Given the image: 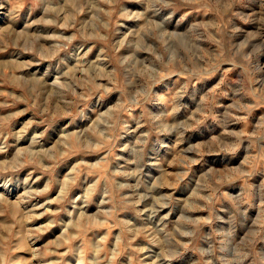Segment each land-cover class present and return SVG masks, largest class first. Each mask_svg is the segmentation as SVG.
I'll return each instance as SVG.
<instances>
[{"label":"rangeland","instance_id":"1","mask_svg":"<svg viewBox=\"0 0 264 264\" xmlns=\"http://www.w3.org/2000/svg\"><path fill=\"white\" fill-rule=\"evenodd\" d=\"M0 264H264V0H0Z\"/></svg>","mask_w":264,"mask_h":264}]
</instances>
